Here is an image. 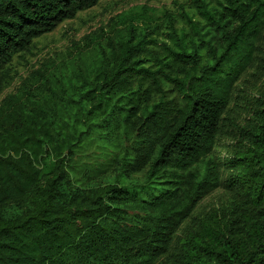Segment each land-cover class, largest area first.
Wrapping results in <instances>:
<instances>
[{"label": "trees", "instance_id": "obj_1", "mask_svg": "<svg viewBox=\"0 0 264 264\" xmlns=\"http://www.w3.org/2000/svg\"><path fill=\"white\" fill-rule=\"evenodd\" d=\"M99 1L0 0V94L14 56ZM191 2L199 18L183 13L187 29L170 23L172 45L162 54L136 33L143 13L120 21L109 67L76 86L59 119L25 113L15 95L2 99L0 264H155L219 186L212 150L235 83L263 50L264 0ZM258 114L264 121V109ZM260 128L232 161L238 175L227 179L237 216L204 218L178 238L174 261L264 264ZM90 147L104 168L116 163L98 182L95 169L81 168L86 162L74 166Z\"/></svg>", "mask_w": 264, "mask_h": 264}, {"label": "rangeland", "instance_id": "obj_2", "mask_svg": "<svg viewBox=\"0 0 264 264\" xmlns=\"http://www.w3.org/2000/svg\"><path fill=\"white\" fill-rule=\"evenodd\" d=\"M204 1L208 7H215L222 0ZM139 13H143V18L136 24V33L147 34L146 39L151 42L146 45L156 54H162L166 45H172L167 38L170 23L177 30L181 27L187 29L183 13L193 19L199 18L191 0H100L95 6L78 12L74 18L63 21L53 31L35 39L29 53L14 56L11 63L13 78L0 94V103L4 97L15 95L25 113L31 109L41 115L54 114L58 119L66 115L64 104L75 93L76 86L86 84L94 73L109 67L117 48L116 32L124 27L120 21ZM149 32L152 34L148 36ZM261 45L263 50L258 53L254 64L234 85L233 100L222 116L224 118L212 150L219 164L221 182L197 202L191 216L177 230L169 252L155 264H183L182 259L174 261L173 257L179 246L178 238L189 231L195 232L204 218L217 215L226 221L237 216L234 209L236 192L227 179L238 175L232 161L246 148L248 138L259 132L264 124L258 114L264 109V39ZM147 57L143 55L138 59L145 60ZM97 152L90 147L82 157H76L74 164L76 170H80L83 162L87 164H83L82 169H95L92 182L101 181L114 172L110 170L116 166L113 160L107 169L104 168L106 162L103 155ZM135 176L141 178L140 173Z\"/></svg>", "mask_w": 264, "mask_h": 264}]
</instances>
